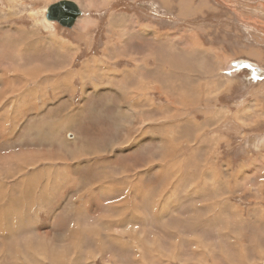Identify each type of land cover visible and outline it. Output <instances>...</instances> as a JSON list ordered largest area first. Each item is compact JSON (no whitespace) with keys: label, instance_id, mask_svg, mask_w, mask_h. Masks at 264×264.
<instances>
[{"label":"rangeland","instance_id":"obj_1","mask_svg":"<svg viewBox=\"0 0 264 264\" xmlns=\"http://www.w3.org/2000/svg\"><path fill=\"white\" fill-rule=\"evenodd\" d=\"M55 1L0 0V264H264V0H72L71 28ZM53 40L75 72L98 61L87 100ZM124 72L141 79L122 95Z\"/></svg>","mask_w":264,"mask_h":264},{"label":"bare ground","instance_id":"obj_2","mask_svg":"<svg viewBox=\"0 0 264 264\" xmlns=\"http://www.w3.org/2000/svg\"><path fill=\"white\" fill-rule=\"evenodd\" d=\"M63 1H66V0H61V1H58V2H56V3H60V2H63ZM68 1H72V0H68ZM89 1H90V0H89ZM72 2H74V1H72ZM90 2H91V1H90ZM56 3H55V4H56ZM181 4H182V6L184 7V6L186 5V2H182ZM78 6L80 7V5H78ZM82 14H83V13H82ZM82 14H81V15H82ZM78 18H79V16H78ZM78 18H77V20H78ZM81 19H82V18H81ZM90 19H91V18H90ZM53 20H54V19H53ZM77 20H76V22H77ZM91 20L93 21V19H91ZM55 21H57V20H55ZM78 21H79V20H78ZM92 21H91V22H92ZM46 22H47V25H49V26L53 23L52 21H49V20H46ZM57 22H58V21H57ZM76 22H75V23H76ZM81 22H82V21H81ZM58 23H59V22H58ZM74 25H75V24H74ZM74 25H73V26H74ZM148 26H150V25H148ZM68 28H71V27H68ZM81 28H83V27L81 26ZM146 28H148L147 25L145 26V29H146ZM152 29H154V28H152ZM144 31H146V30H144ZM146 32H147V33H150V32H148V31H146ZM157 32H158V31H157ZM54 35H55V34H54ZM156 36H157L156 38L158 39V35H156ZM56 37H57V36H56ZM54 39H55V38H54ZM80 39H81V38H80ZM57 41H58V40H57ZM57 41H56L55 43H56V44H59V43H57ZM158 42H159V41H158ZM55 43H54V44H55ZM111 43H112V42H111ZM56 44H55V45H56ZM60 44H61V43H60ZM62 44H63V43H62ZM64 45H65V44H64ZM112 45H113V44H112ZM112 45H111L110 48L113 47ZM109 46H110V45H109ZM56 47H57V46H56ZM119 47H120V46H119ZM70 48H71V47H70ZM114 48H115V47H114ZM66 49H67V48H66ZM73 49H74V50H75V49L77 50V48H73ZM73 49H72V50H73ZM115 50H116V49H115ZM125 50H126V49H125ZM64 51H65V50H64ZM67 51H68V49H67ZM67 51H66V52H67ZM113 51H114V50H113ZM75 53H76V52H75ZM61 55H62V54H61ZM130 56H131V55H130ZM137 57H138V56H137ZM137 57H136V58H137ZM147 57H148V56H147ZM71 58H72V57H71ZM58 59H59V58H58ZM60 59H61V58H60ZM60 59H59V60H60ZM63 60H64V59H63ZM68 61H69V60H68ZM136 61H137V60H136ZM136 61H135V62H136ZM91 62H95V61H87L86 64L89 65ZM137 63H138V62H137ZM35 64H36V63H35ZM86 64H85L84 66H87ZM139 64H140V63H139ZM69 65H70V67H71V63H70ZM84 66H83V68H84ZM91 66H92V70L95 71L96 66H95V65H91ZM137 67H138V66H137ZM143 67H144V72H142V75H144V74L146 73V69H148V65L145 64V62H144V63H143ZM12 68H13V66H12ZM16 68H17V67H16ZM41 68H42V67H41ZM71 68H72V67H71ZM156 68H157V67H156ZM230 68L233 69V65L230 66ZM26 69H28V68H27V67H26L25 69H24V67H22L21 69L19 68L20 71H23V70L25 71ZM30 69H31V68H30ZM30 69H29V70H30ZM127 69H128V68H127ZM150 69H151V68H150ZM17 70H18V69H17ZM69 70H70V69H69ZM71 70H72V69H71ZM109 70H111V69H108V71H109ZM125 70H126V69H125ZM130 70H131V69H130ZM130 70H128V71L131 72ZM26 71H27V70H26ZM33 71H34V70H32V72H33ZM40 71H44L45 73H44L42 76L38 75V76H35V77H31V71H30V73H29L27 76H29L30 78H33V79L36 78L34 81H36L37 78H40L41 80H38L39 82H41L42 80H46L47 78L51 77L50 75H47V71H46V69H45V70H44V69H41ZM40 71H38V72L40 73ZM53 71H54V70H53ZM64 71H66V70H64ZM133 71H137V70H136V69H135V70L133 69ZM9 72H10V71H9ZM68 72H69V71H68ZM10 73H11V72H10ZM19 73H20V72H19ZM60 73H61V72H60ZM83 73H84V71H83ZM86 73H87V71L85 70V74H86ZM134 73H135V72H134ZM20 74H22V72H21ZM33 74H34V72H33ZM36 74H38V73L36 72ZM48 74H49V72H48ZM137 74H138V72H137ZM72 75H73V74H72ZM118 75H119L118 73L113 74V76H115V77H117V78L119 77ZM132 75H135L134 78H135V80H137L136 73H135V74H131V75H130V73H129V74H124V76H123L124 78H122V80H125L126 77H128V76L130 77V76H132ZM4 77H5V76H3L2 78H4ZM25 77H26V76H25ZM14 78H15V77H14ZM16 78H18V77H16ZM52 78H53V77H52ZM132 78H133V77H132ZM69 79H71V76L69 77ZM227 79H228V78H227ZM135 80H134V81H135ZM129 81H130V80H129ZM131 81H132V80H131ZM131 81H130V82H131ZM134 81H132V82H134ZM154 81L160 83V81H158V80H154ZM2 82H3V80H2ZM36 82H37V81H36ZM0 83H1V82H0ZM9 83H10V82H9ZM9 83H8V81L6 80V77H5V78H4V85H9V91H10V90H13V89H11L12 85L9 84ZM12 83H13V82H12ZM126 83H127V82H126ZM150 83H152V81H150V80H149V82H143V83H141V84L139 85L138 89H137V93H140V91H142V92H147L146 90L149 89V88H146L145 86H146V84H150ZM129 84H131V83H129ZM132 84H133V86L135 85L134 83H132ZM2 85H3V84H2ZM126 85H127V84H126ZM14 86H15V85H14ZM120 86H121V85H120ZM148 86H149V85H148ZM28 87H29V86H28ZM123 87H124V86H123ZM123 87H121V88H123ZM127 87H128V85L126 86V88H127ZM129 87H131V86H129ZM159 87H160V85H158L157 87L152 86L151 89H152V90H153V89H157V90H159ZM25 88H26V87H25ZM25 88H24V89H25ZM216 88H217V87H216ZM28 89H30V87H29ZM151 89H150V90H151ZM198 89H199V88H198ZM206 89H207V88H206ZM71 90H72V88H71ZM160 90H161V88H160ZM18 91H19V90H18ZM211 91H212V90H211ZM5 92H6V90H4V91L2 90V91L0 92V95L3 94V93H5ZM11 92H12V91H10V93H11ZM123 92H124V91H123V89H122V93H123ZM209 92H210V91H209ZM213 92H214V91H213ZM6 93H7V92H6ZM6 93H5V95H6ZM23 93H24V92H23ZM72 93H74V92H72ZM124 93H125V92H124ZM184 93H185V91H184ZM8 94H9V93H8ZM125 94H127V93H125ZM11 95H12V94H11ZM7 98H8V97H7ZM184 99H185V98H184ZM4 100H5V98H4ZM4 100H2V103L4 102ZM145 100H146V98H145ZM186 100H187V98H186ZM202 100H203V99H202ZM207 100H208V99H207ZM7 101H8V100H7ZM180 102H181V99H180ZM180 102H179V103H180ZM149 103H150V101H149ZM188 103H189V102H188ZM188 105H189V104H188ZM188 105H184V106L186 107V106H188ZM0 106H1V104H0ZM152 106H153V104H152ZM152 106H151V107H152ZM177 107H179V106H177ZM185 107H184V108H185ZM153 108H156V107L153 106ZM179 108H180V107H179ZM176 109H177V108H176ZM187 109H188V108H187ZM187 109H186V110H187ZM152 110H153V109H152ZM184 110H185V109H184ZM209 111H210V110H209ZM30 112H31V111H30ZM148 112H149V113H148ZM176 112H177V111H176ZM183 112H184V111L181 112V115H180V116H183V115H182ZM185 112H186V111H185ZM146 113H148V115H149V114H152V111H150L149 109L145 108V109H144V114H143L145 118H147ZM138 114L141 115V113H140V109H139V104H134V105H132V106L130 107V109H129V116H130L129 124L132 125V128H129V127H128V128H129V132H128V134H132L133 132H134V133L138 132V128L140 127V126H138V125H140V124H145V122H140L139 124H135V123H136V121H135V119H136V115H138ZM173 114H174V112H173ZM177 115H178V113H177ZM184 115H187V114L185 113ZM164 116H165V115H164ZM168 116H169V115H168ZM174 116H175V114H174ZM210 116H211V115H210ZM210 116H209V117H210ZM165 117H166V116H165ZM176 117H177V116H176ZM176 117H175V119H176ZM184 117H185V116H184ZM193 117H194V116H193ZM62 118H63V117H62ZM66 119H67V118H63L62 121H61V123H59V122L57 121V123H59V124L51 123V124H49L48 126H54V125L57 126V125H61L60 127H65L66 125L69 124V123H66ZM169 119H170V118H169ZM183 119H184V118H183ZM191 119H192V118H191ZM161 120H162V119H161ZM161 120H160V121H161ZM172 120H173V119H172ZM55 121H56V120H55ZM55 121H54V122H55ZM67 121H68V120H67ZM157 121H158V120H157ZM193 121H194V119H193ZM193 121H192V122H193ZM29 122H30V121H29ZM111 122H112V120H111ZM146 122H147V121H146ZM167 122H168V121H167ZM49 123H50V122H49ZM77 123H78V122H77ZM125 123H127V122H125ZM151 123H156V124H158L157 127H161V126H162V127H165V126H167V124L164 123V121H163V123H162V121H161L160 124L157 123V122H151ZM174 123H175V122H174ZM193 123H196V124H197V121H194ZM33 124H34V123H33ZM33 124H32V125H33ZM47 124H48V123H47ZM168 124H169V123H168ZM171 124H172V123H171ZM121 125H122V124H121ZM147 125H148V124H147ZM151 125H153V124H151ZM34 126H35V125H34ZM48 126H46V127H42L43 137H44V135L47 134L46 132H47ZM168 126H169V125H168ZM170 126H171V125H170ZM27 127L29 128V126H27ZM66 127H67V126H66ZM30 128H32V126H30ZM57 128H58V127H57ZM104 128H105V127H104ZM104 128H101V130L105 132V129H106V128H105V129H104ZM173 128H174V127H173ZM173 128H172V129H173ZM166 129H167V128H166ZM14 130H15V129H14ZM63 130H64V129H63ZM48 131H50V128H49ZM164 131H165V130H164ZM178 132H181V129H180V128H179ZM54 133H55V132H54ZM134 133H133V134H134ZM175 133H176V132H175ZM173 134H174V132H172L171 138H172V136H174ZM164 135H165V134H164ZM176 135H177V134H176ZM176 135H175V136H176ZM166 136H167V135H166ZM166 136H164V137H166ZM178 136H180V135H178ZM166 138H167V137H166ZM171 138H170V139H171ZM174 138H175V137H174ZM174 138H173V140H174ZM129 139H130L129 137H126V139H125V143H127V142L129 141ZM168 140H169V139H168ZM168 140H167V141H168ZM179 140H180V139H178V141H179ZM58 141H59V140H58ZM75 141H76V140H75ZM169 142H170V140H169ZM65 143H66V142H65ZM165 143H166V142H165ZM173 143H174V141H173ZM71 144H72V143H71ZM115 144H116V143H115ZM61 145H62V144H61ZM171 145H172V143H171ZM171 145H170V146H171ZM179 145H180V144H179ZM113 147H114V146H113ZM171 147H172V146H171ZM171 147H170V148H171ZM176 147H177V146H176ZM63 148H64V147H63ZM168 148H169V147H168ZM168 148H167V149H168ZM170 148H169V149H170ZM192 149H193V148H192ZM194 149H195V148H194ZM163 150H165V149H163ZM172 150H174V149H172ZM178 150H179V148H178ZM21 152H22V151H21ZM69 152H70V151H69ZM165 152H166V151H165ZM171 152H172V154H173V151H171ZM171 152H170V153H171ZM152 153H153V152H152ZM156 153H157V152H156ZM156 153H155V154H156ZM170 153H169V151H168V154H170ZM30 154L34 155L35 158H36V157L40 156V154H42V153H40V152H36V151H30ZM69 154H70V153H69ZM159 154H160V153H159ZM165 154H166V153H165ZM165 154H164V155H165ZM168 154H167V155H168ZM21 155H22V154H21ZM49 155H50V156H54L55 153L52 152V153H49ZM70 155H72V157H77V156H79V155H81V154H80V153H76V150H74V151H72V153H71ZM156 155H157V154H156ZM156 155H155V156H156ZM170 155H171V154H170ZM170 155H169V156H170ZM55 156H56V155H55ZM165 156H166V155H165ZM174 156H175V155H174ZM21 157H22V156H21ZM21 157H20V158H21ZM57 157H58V156H57ZM57 157H56L55 159H57ZM79 157H80V156H79ZM5 158H6V157H5ZM47 158H48V157H47ZM77 158H78V157H77ZM161 158H162V157H161ZM71 159H73V158H71ZM83 159H84V158H83ZM163 159H164V158H163ZM166 159H167V158H166ZM34 160H35V159H34ZM59 160H60V159H59ZM81 161H82V160H81ZM161 161H163V160H161ZM40 162H41V161H40ZM68 164H70V163H68ZM29 165H31V164H29ZM73 166H74V165H73ZM79 168H80V167H79ZM188 168H189V166H188ZM166 171H167V170H166ZM190 171H191V170H190ZM167 172H168V171H167ZM104 188L106 189V187H104ZM107 188H108V187H107ZM167 191H168V190H167ZM188 194H189V193H188ZM89 196H90V195H89ZM126 199H127V198H126ZM0 200H2V199L0 198ZM9 200H10V199H9ZM117 204H118V203H117ZM111 205H112V204H111ZM112 207L114 208V206H112ZM115 207H116V206H115ZM122 216H123V215H122ZM18 226H19V225H18ZM24 230H25V229H24ZM11 234H14V233H11ZM16 234H17V233H16ZM28 235H30V234H28ZM28 238H29V237H28ZM35 238H36V237H35ZM41 238H42V237H41ZM76 238H77V237H76ZM57 240H58V239H57ZM82 240H83V239H82ZM46 243H47V242H45V244H46ZM79 243H80V242H79ZM17 244H18V243H17ZM29 248H30V247H29ZM45 248H46V247H45ZM58 248L60 249L61 246H60V247H55L54 250H53V251H55L54 253L57 254V255L63 253V252H62V249H60L61 251H59V250H57ZM24 249H25V248H24ZM21 250H22V249H21ZM27 250H28V249H27ZM45 251H46V250H45ZM53 251H52V252H53ZM20 252H21V251H20ZM41 252H42V250H41ZM21 254H22V253H21ZM43 254H44V253H43ZM46 258H47V257H46ZM37 260H38V259H37ZM77 260L80 261V258L78 257ZM153 260H154V259H153ZM46 261H47V260H46ZM121 261H122V260H121ZM40 262H41V261H40ZM49 263H50V262H49Z\"/></svg>","mask_w":264,"mask_h":264},{"label":"crops","instance_id":"obj_3","mask_svg":"<svg viewBox=\"0 0 264 264\" xmlns=\"http://www.w3.org/2000/svg\"><path fill=\"white\" fill-rule=\"evenodd\" d=\"M56 2H58V0H56L55 1V3ZM46 17V16H45ZM142 30H144V28L142 29ZM8 35H11L10 33H8ZM48 39V38H47ZM57 41V40H56ZM55 40H53V42H56ZM158 41H159V39H158ZM57 43H59V44H56V45H58L57 47L55 46V47H53V48H55L56 49V53L55 54H52L51 55V57H53L54 55L56 56V57H53L56 61L58 60V61H60V62H63V61H65V59H67L65 56L69 53L68 51H67V49H68V46H66V44L64 45V44H62V42L61 41H57ZM61 43V44H60ZM93 42H90V43H87V44H92ZM21 44V43H20ZM94 44V43H93ZM67 48V49H66ZM71 48H74V47H71ZM76 48V47H75ZM58 50H61L62 51V55L60 54V53H58ZM65 50V51H64ZM64 51V52H63ZM67 51V52H66ZM74 51H76V49L74 50ZM17 56H18V62H19V66H22V65H24L25 64V60H28L26 57H25V51H23L22 49H21V51H18V54H17ZM25 57V58H24ZM51 57H48V58H51ZM60 60H59V59ZM64 59V60H63ZM69 59V61H70V63L72 62V59L73 58H68ZM67 59V60H68ZM23 60L25 61V62H23ZM51 61H53V60H51ZM68 61V62H69ZM87 61H96V60H94V59H89V60H87ZM87 61H85L84 63H83V66L86 64V62ZM33 62V61H32ZM35 62V61H34ZM37 63V62H36ZM96 63H98V61H96ZM94 64L95 66L97 65V64ZM87 65V64H86ZM83 66L80 68V69H78V71L77 72H75L76 70H71L72 68V66L69 68V69H67L66 71H65V76L66 77H68V79H69V77L70 76H72V79H73V77H81L82 78V80H83V86H82V91H83V94H85V92H86V95L84 96L85 97V99L87 100V98H89V93H87V91H86V88H85V77H86V74H85V70L87 71V76H90V73H92L93 72V70H92V66H84V68H83ZM102 66H100V68H101ZM69 71V72H68ZM83 71H84V73H83ZM73 74V75H72ZM124 74H127L126 72H124ZM0 76H2V75H0ZM120 76V75H119ZM133 77V78H132ZM135 75H132V76H130V77H126L125 78V80H122V78H121V82H124V87L123 88H121V91H120V93L122 94V89H124V88H126V86L128 85V83H131V85L130 86H132L133 84L132 83H134V84H137V82H140L139 80L141 79V77H138L137 78V80H135ZM71 79V83H70V85H71V87H70V90H71V88H72V92H74V93H72L73 94V98H71V99H69V100H71V101H73V103H74V100H75V97H76V95H77V92H75V88L73 87V80ZM132 80V81H134V82H130V81ZM127 82V83H126ZM127 85H126V84ZM120 84H122V83H120ZM94 86H95V90H96V94L98 93V87L99 86H97V85H95L94 84ZM118 86H119V83H118ZM1 88H3V86L1 85ZM123 95V94H122ZM120 99H122V98H120ZM96 102V99L95 100H91L90 102H89V104H91V103H95ZM61 103H64V100L63 101H61ZM85 103V102H84ZM83 103V104H84ZM5 105V104H4ZM89 106H92V104L91 105H89ZM112 106H117L116 104H113ZM1 107V106H0ZM82 107H86V104H84ZM5 107L3 106V108H0V110H3ZM33 110V109H32ZM79 115H81V119L82 118H85V115H84V113H82L81 112V108L80 109H78V108H76V109H74V111H73V113H72V115L71 114H67V115H65V116H63V118H67L66 119V123H69V124H72V125H75L72 121H76V118H77V122H78V116ZM31 121L29 122V124H28V126H29V128H30V126H32V128H34L36 125H35V122H36V120L34 121V120H32V119H30ZM68 120V121H67ZM85 121V120H84ZM34 123V124H33ZM39 123V122H38ZM33 124V125H32ZM47 124V123H46ZM45 124V125H46ZM35 125V126H34ZM37 125H39V124H37ZM42 126V127H46V126ZM80 126H81V129H83V125H82V122H80V124H79ZM98 125L99 124H97L96 123V126L98 127ZM93 130H95V129H93ZM77 132V131H76ZM78 133V132H77ZM80 133H82V134H85L86 136H87V134L86 133H83V132H80ZM76 134V133H75ZM76 136H78V135H76ZM80 137V136H79ZM29 138H31V137H29ZM85 139V138H84ZM77 141V140H76Z\"/></svg>","mask_w":264,"mask_h":264},{"label":"water","instance_id":"obj_4","mask_svg":"<svg viewBox=\"0 0 264 264\" xmlns=\"http://www.w3.org/2000/svg\"><path fill=\"white\" fill-rule=\"evenodd\" d=\"M48 9L46 13L47 19L57 20L65 27H72L78 16L83 13L77 3L68 0L56 4L54 3L50 5Z\"/></svg>","mask_w":264,"mask_h":264},{"label":"clouds","instance_id":"obj_5","mask_svg":"<svg viewBox=\"0 0 264 264\" xmlns=\"http://www.w3.org/2000/svg\"><path fill=\"white\" fill-rule=\"evenodd\" d=\"M262 145H264V137L258 138L256 143L253 145V147L259 149V147Z\"/></svg>","mask_w":264,"mask_h":264}]
</instances>
